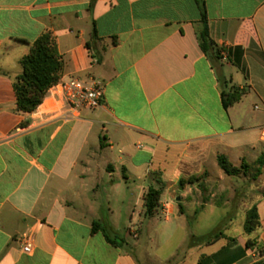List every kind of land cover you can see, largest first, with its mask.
I'll use <instances>...</instances> for the list:
<instances>
[{"label": "crops", "instance_id": "crops-1", "mask_svg": "<svg viewBox=\"0 0 264 264\" xmlns=\"http://www.w3.org/2000/svg\"><path fill=\"white\" fill-rule=\"evenodd\" d=\"M205 5L218 61L200 46L196 0H0V264H264V0ZM47 31L62 80L104 86L99 108L74 112L51 89L33 113L17 111L19 62ZM223 79L245 92L228 109ZM219 156L240 174L226 175ZM194 177L204 179L181 186ZM151 188L162 197L147 217ZM208 208L226 211L206 235L219 239L150 252L160 222L182 226ZM29 231L32 255L19 242Z\"/></svg>", "mask_w": 264, "mask_h": 264}, {"label": "trees", "instance_id": "trees-1", "mask_svg": "<svg viewBox=\"0 0 264 264\" xmlns=\"http://www.w3.org/2000/svg\"><path fill=\"white\" fill-rule=\"evenodd\" d=\"M196 2L201 13L202 23L204 26V29L199 37L200 46L209 58H215V60L218 61L221 59V55L219 50H217L215 42L210 36L205 0H196ZM96 37L97 34L94 32L93 39ZM20 42L27 43L22 40H20ZM19 64L21 73L15 77L13 84L17 111L21 113H33L43 103L48 92L62 80L64 61L58 51L56 37L50 31L42 34L33 44L29 45L28 54L20 60ZM221 83L224 86L222 93L223 104L225 109H228L237 103L241 97L245 95V92L234 87L227 90V82L224 79L221 80ZM263 159L261 158V161L259 162L261 167L264 165V161H262ZM218 164L223 172L228 176H238L240 174V169L234 167L225 156L218 157ZM200 178L201 177H194L188 181H182L181 186L184 187L186 183L199 182ZM161 197L162 191L160 189L151 188L146 194L145 208L147 217H154L157 214ZM99 227L100 224H94L95 231ZM258 227H260V218L257 208L255 207L248 213L246 232L251 234ZM104 233L109 243L113 246H119L122 244L123 241L120 238L112 237L106 231H104ZM221 235L222 233H219L214 236V238L207 236L203 241H205V243H210L219 239ZM254 246L255 244L250 241L248 242V248H252Z\"/></svg>", "mask_w": 264, "mask_h": 264}, {"label": "rangeland", "instance_id": "rangeland-1", "mask_svg": "<svg viewBox=\"0 0 264 264\" xmlns=\"http://www.w3.org/2000/svg\"><path fill=\"white\" fill-rule=\"evenodd\" d=\"M210 169L216 177L220 174V168L213 169V167H211ZM250 174H252V172H250ZM203 179L204 178L201 177L199 183L200 181L202 182ZM230 179L233 180L236 185L239 183V179L236 177H230ZM198 188L201 191H205V183H201ZM175 193H178V191ZM175 198L176 196L173 197V200H175ZM226 217L227 214L225 209L208 208L206 211L199 210L197 212L188 210L184 217L187 222L185 225L177 226V223L170 225L160 222V226H155L150 232L152 242L149 243L148 248L150 252L157 253V255L165 258L173 252L179 242L185 239L188 243L187 245H190L194 237L206 238V235L214 231V228L218 229V227L221 226L222 221H224ZM240 217L243 219V214L239 215V218Z\"/></svg>", "mask_w": 264, "mask_h": 264}, {"label": "built area", "instance_id": "built-area-1", "mask_svg": "<svg viewBox=\"0 0 264 264\" xmlns=\"http://www.w3.org/2000/svg\"><path fill=\"white\" fill-rule=\"evenodd\" d=\"M52 89L59 90L64 100L74 112L91 111L99 108L104 99V86L100 82L86 83L79 79L61 80ZM132 235H136L135 232ZM19 242L26 255L35 252V234L33 231L23 234ZM256 254V256H259Z\"/></svg>", "mask_w": 264, "mask_h": 264}, {"label": "water", "instance_id": "water-1", "mask_svg": "<svg viewBox=\"0 0 264 264\" xmlns=\"http://www.w3.org/2000/svg\"><path fill=\"white\" fill-rule=\"evenodd\" d=\"M178 201H181V199H180V198H178Z\"/></svg>", "mask_w": 264, "mask_h": 264}]
</instances>
